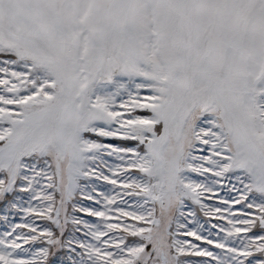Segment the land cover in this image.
Masks as SVG:
<instances>
[{
	"label": "snow or ice",
	"instance_id": "obj_1",
	"mask_svg": "<svg viewBox=\"0 0 264 264\" xmlns=\"http://www.w3.org/2000/svg\"><path fill=\"white\" fill-rule=\"evenodd\" d=\"M0 264H264V0H0Z\"/></svg>",
	"mask_w": 264,
	"mask_h": 264
}]
</instances>
